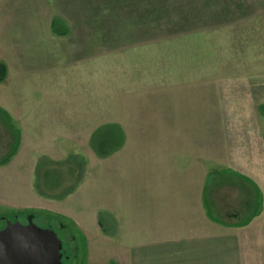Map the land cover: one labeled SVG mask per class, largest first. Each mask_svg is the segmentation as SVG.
I'll return each instance as SVG.
<instances>
[{
    "label": "rangeland",
    "instance_id": "1",
    "mask_svg": "<svg viewBox=\"0 0 264 264\" xmlns=\"http://www.w3.org/2000/svg\"><path fill=\"white\" fill-rule=\"evenodd\" d=\"M0 62V216L61 263L126 258L133 209L200 177L215 216L264 210V0H0Z\"/></svg>",
    "mask_w": 264,
    "mask_h": 264
},
{
    "label": "crops",
    "instance_id": "2",
    "mask_svg": "<svg viewBox=\"0 0 264 264\" xmlns=\"http://www.w3.org/2000/svg\"><path fill=\"white\" fill-rule=\"evenodd\" d=\"M236 174L231 178L239 176L253 185ZM197 181L190 192L154 193L148 195L151 203L145 211L133 209L131 229L140 240H132L130 255L118 257L115 264L264 263V239L253 233L264 210H255L244 221H226L213 214L204 181L201 177ZM120 214L123 221L124 213Z\"/></svg>",
    "mask_w": 264,
    "mask_h": 264
},
{
    "label": "water",
    "instance_id": "3",
    "mask_svg": "<svg viewBox=\"0 0 264 264\" xmlns=\"http://www.w3.org/2000/svg\"><path fill=\"white\" fill-rule=\"evenodd\" d=\"M62 249L53 226L36 224L32 215L27 223L18 215L0 216V264H56Z\"/></svg>",
    "mask_w": 264,
    "mask_h": 264
},
{
    "label": "trees",
    "instance_id": "4",
    "mask_svg": "<svg viewBox=\"0 0 264 264\" xmlns=\"http://www.w3.org/2000/svg\"><path fill=\"white\" fill-rule=\"evenodd\" d=\"M6 75H7V66L5 63L0 62V81H3ZM12 154L13 153H11L2 163L7 162L9 158L12 157Z\"/></svg>",
    "mask_w": 264,
    "mask_h": 264
},
{
    "label": "flooded vegetation",
    "instance_id": "5",
    "mask_svg": "<svg viewBox=\"0 0 264 264\" xmlns=\"http://www.w3.org/2000/svg\"><path fill=\"white\" fill-rule=\"evenodd\" d=\"M62 251H63V257L61 258V259H59V260H57L58 262H56V264H60L61 263V260L65 257V258H69V255L67 254V251H65V245H64V243H63V249H62Z\"/></svg>",
    "mask_w": 264,
    "mask_h": 264
}]
</instances>
